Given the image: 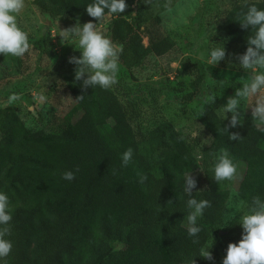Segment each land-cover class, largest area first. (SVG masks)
Returning a JSON list of instances; mask_svg holds the SVG:
<instances>
[{"label":"trees","instance_id":"16d2710c","mask_svg":"<svg viewBox=\"0 0 264 264\" xmlns=\"http://www.w3.org/2000/svg\"><path fill=\"white\" fill-rule=\"evenodd\" d=\"M93 2L34 4L52 18L66 16L82 26L99 24L85 11ZM125 3V12L109 21L111 40L123 45L121 65L131 71L151 58L174 61L175 42L147 27L158 21L150 13L152 0ZM230 5L216 27L223 32L217 46H224L231 66L247 72L235 57L245 53L251 29H241L238 21L249 5L264 10V0H232ZM191 76L195 79L189 90L178 78ZM74 77L71 72L64 80L76 102L72 114H81L77 126L69 124L59 132L29 129L24 122L29 112L21 116L13 108L0 111V193L9 200L11 235L6 239L13 245L0 264H214L200 257L201 250L219 238L226 251L228 244L240 241L243 229L238 220L222 222L228 192L208 173L196 180L191 197L184 193L185 174L201 173L197 145L167 121L146 128L140 103L124 92L98 86L82 91ZM175 78V100L186 105L194 100L202 75L198 68L196 75L186 73L184 66ZM81 95L83 99H76ZM226 117L209 109L201 124L217 150L226 149L234 163L245 166L238 196L248 212L253 197L264 200V126L245 115L242 126L228 130L241 139L230 141L223 127L231 114ZM129 148L133 156L124 167L122 154ZM65 172H73L75 179H63ZM141 176L147 177L143 183ZM189 198L211 203L197 220V237L187 233Z\"/></svg>","mask_w":264,"mask_h":264},{"label":"rangeland","instance_id":"374dc122","mask_svg":"<svg viewBox=\"0 0 264 264\" xmlns=\"http://www.w3.org/2000/svg\"><path fill=\"white\" fill-rule=\"evenodd\" d=\"M35 0H25V7L17 18L18 26L28 33L30 50L22 58L0 55V111L5 108L19 110L21 116L29 112L24 119L29 129L45 128L51 132H59L69 124L78 125L81 114H72L76 104L72 98L65 77L75 72V65L68 63L73 56L80 57L77 44L69 39H61L60 30L74 26L66 16L52 18L39 11ZM232 0H152L150 13L157 20L151 21L147 27L170 37L177 47L176 59L172 62L167 58H151L143 67L126 70L119 62L118 82L112 87L124 92L130 99H136L142 108V122L146 128L167 121L175 131L190 143L196 144L201 173L195 175L196 180L202 174L213 177L212 169L217 162L220 150H217L211 138L204 132L201 120L209 109H215L219 116L224 117L222 107L235 91L247 82L250 71H241L231 66L228 58L215 67L207 63L209 51L218 47L217 42L223 32L216 30L230 9ZM105 17L97 25V30L107 38L109 21ZM144 44L147 38L143 37ZM169 64L170 71L166 74ZM185 66L186 73L202 75L194 100L181 105L175 100L173 90L176 71ZM196 66V67H195ZM162 70V73L160 71ZM193 76L180 77L178 81L187 83L190 90ZM192 89V88H191ZM19 94L21 99L9 103L11 94ZM264 95V93H262ZM44 96L41 102L38 98ZM214 96L212 104L208 98ZM254 101H242L243 117L251 114ZM204 115L200 116L201 113ZM230 114H226L228 116ZM200 133L193 139L192 133ZM237 165L238 179L220 182L228 192L222 222L240 221L247 214L244 203L238 196V186L244 174L245 166ZM212 240L207 244L210 247ZM114 249H120L115 245ZM214 264H222L226 255L219 238L213 239L210 249Z\"/></svg>","mask_w":264,"mask_h":264},{"label":"clouds","instance_id":"9594fccd","mask_svg":"<svg viewBox=\"0 0 264 264\" xmlns=\"http://www.w3.org/2000/svg\"><path fill=\"white\" fill-rule=\"evenodd\" d=\"M148 0H145L147 3ZM25 7V0H0V55H10L22 58L30 50L28 33L23 31L17 22L19 14ZM127 8L125 0H94L85 7L87 15L100 22L105 17L111 18L114 14L124 13ZM241 29H251L247 39V48L243 55L235 57L239 61V67L250 70L247 82L239 87L233 97L228 98L226 105L222 107L224 119L226 114H231L227 127L223 131L228 134L229 128H236L243 124L242 101H254L251 104V117L257 126H264V10H259L255 5H249L246 13L239 18ZM61 39L73 40L78 47L80 57H71L68 63L75 65V80L81 81V89L100 87L107 90L117 82L119 72V60L123 53V45L114 43L97 30V23L87 22L82 26L77 23L64 30H60ZM224 46L212 47L209 51L207 63L215 67L225 59ZM19 94L13 93L8 102L14 103L20 100ZM41 102L44 96L38 98ZM76 99H83V95ZM215 97L208 100L213 104ZM204 115L202 112L200 116ZM200 133L193 132L192 138H198ZM230 141L241 139L239 133L228 134ZM133 150L127 149L122 154V166L126 167L131 161ZM213 171V180L217 183L238 179L237 165L230 158L226 149H220ZM62 178L68 181L75 179L73 172H65ZM147 180L141 176L140 182ZM196 188V179L192 172L184 176L183 191L192 196V190ZM171 203V200L168 201ZM189 210L187 215V233L190 237H197L201 228L197 226V220L203 216L204 210L211 207L208 200L189 198L186 201ZM12 215L9 211V200L6 194L0 193V260H5L12 250V242L6 237L11 235ZM243 234L238 243H230L227 246L226 255L222 264H264V200L255 196L251 200L247 214L240 217L238 223ZM193 240V243H197ZM201 250L200 257L211 261V247ZM191 264H195L192 260Z\"/></svg>","mask_w":264,"mask_h":264}]
</instances>
